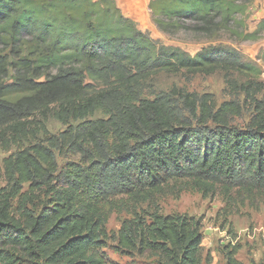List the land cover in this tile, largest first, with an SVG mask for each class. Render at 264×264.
Wrapping results in <instances>:
<instances>
[{"label":"trees","instance_id":"16d2710c","mask_svg":"<svg viewBox=\"0 0 264 264\" xmlns=\"http://www.w3.org/2000/svg\"><path fill=\"white\" fill-rule=\"evenodd\" d=\"M254 1L149 7L168 35L255 42L264 19L254 32L244 19ZM161 73H223L231 100L178 87L145 97ZM261 73L231 46L192 56L161 44L115 0H0V152L16 150L3 161L0 264H116L105 253L111 241L159 264H212L201 221L164 215L160 200L185 192L219 193L228 207L264 199ZM51 119L66 130L52 135ZM59 157L79 160L61 170ZM113 214L129 216L115 236ZM238 251L227 252V264H244Z\"/></svg>","mask_w":264,"mask_h":264},{"label":"rangeland","instance_id":"374dc122","mask_svg":"<svg viewBox=\"0 0 264 264\" xmlns=\"http://www.w3.org/2000/svg\"><path fill=\"white\" fill-rule=\"evenodd\" d=\"M249 32H254L264 19V0H255L247 16L244 18ZM153 40L163 45L178 47L192 56L210 45L231 46L246 60L256 64L261 69L260 80L264 83V34L258 41H239L229 34H222L217 41L209 40L205 36L192 31H183L176 35H168L161 32L152 24L151 28L141 29ZM174 87L185 89L199 94H212L218 104L231 100L223 73L211 76L196 75L185 77L184 75L158 74L145 90V97L152 99L153 93L169 91ZM101 115H97L100 117ZM248 120V116L245 117ZM48 131L52 135H58L66 130V127L58 121L51 119ZM16 150L10 153L0 152V189L6 185L3 171V161ZM77 157H59V167L62 170L68 162H77ZM251 201H253L251 203ZM250 202L237 200L228 207L219 193L204 198L199 193L185 192L180 195H168L160 200L164 215L181 214L194 217L201 221L205 258L210 255L212 264H227V252L234 246L239 248L236 258L244 264H264V199L257 198ZM145 208V206H144ZM129 217L125 214H113L110 217L108 231L115 236L121 225V221ZM116 241L109 242L105 250L108 259L116 264H159L158 257L147 253L128 256L116 249Z\"/></svg>","mask_w":264,"mask_h":264},{"label":"crops","instance_id":"0c3cea01","mask_svg":"<svg viewBox=\"0 0 264 264\" xmlns=\"http://www.w3.org/2000/svg\"><path fill=\"white\" fill-rule=\"evenodd\" d=\"M153 0H115L122 13L136 22L139 29L152 27L150 3Z\"/></svg>","mask_w":264,"mask_h":264}]
</instances>
